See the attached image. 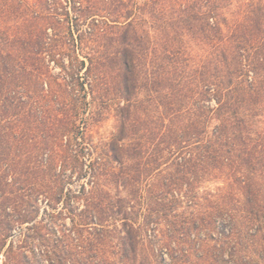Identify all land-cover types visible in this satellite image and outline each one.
<instances>
[{
  "label": "trees",
  "instance_id": "1",
  "mask_svg": "<svg viewBox=\"0 0 264 264\" xmlns=\"http://www.w3.org/2000/svg\"><path fill=\"white\" fill-rule=\"evenodd\" d=\"M40 203L71 229L33 222ZM0 206V253L17 229L47 264H105L118 221L137 264L141 225L178 206L171 264L207 243L264 264V0H0Z\"/></svg>",
  "mask_w": 264,
  "mask_h": 264
},
{
  "label": "rangeland",
  "instance_id": "2",
  "mask_svg": "<svg viewBox=\"0 0 264 264\" xmlns=\"http://www.w3.org/2000/svg\"><path fill=\"white\" fill-rule=\"evenodd\" d=\"M95 1V0H92ZM66 5V4H65ZM70 8V6H67ZM56 71L59 72V68L55 67ZM115 120L112 117V114L106 115L105 119L99 123L93 129V137L94 140L98 139H107L110 137V134L114 130ZM72 185L70 188L72 190H77L80 183L77 181L76 177L74 176L71 181ZM219 183H214L209 186V188H213L219 186ZM41 201V200H40ZM61 205V204H60ZM59 205V207H60ZM26 207V206H24ZM28 210L32 213V216H35L33 222H43L46 224L56 223L61 226H65L66 229H71V218L67 213H63L62 217L57 216L58 209L56 211H52L51 209H47L45 204L40 203V206H28ZM61 207L59 208V210ZM15 209L13 206L6 207V210L0 206V224L3 223H13L15 221ZM192 212L191 209H187L186 206H178L172 216H177L176 218L168 217V218H158L149 221L148 226H142V236L138 238V251H137V264H171V260L169 256L165 253H160L155 250H158L160 247V243L158 240V235L165 236L167 234H173V237H176L174 233L179 231L180 229L184 228V224L188 223L186 219V215ZM36 213V214H35ZM187 213V214H183ZM183 214V215H182ZM54 216V217H52ZM262 218H264V212L262 214ZM141 224L142 221H139ZM137 223L134 228L137 229L139 226ZM23 231L25 230V226L23 225ZM109 237L108 241L103 244L102 253L97 258L98 261L102 258L105 261V264H127L125 263L123 256L119 250L120 241L119 237L124 234L125 228L122 226L120 221L117 224L109 225ZM20 230H14V239L13 242L19 248H16L17 251L15 253L6 254L3 252L0 253V264H47L46 259L41 256V250L43 248L39 245H34L36 251L34 255L32 248V241L31 239H24V237L19 236ZM22 241L18 243L17 240ZM175 240V239H173ZM218 249V246H216ZM215 245L213 243H207L199 252H192L190 257L184 258L180 260L177 264H224L220 257H218V252H216ZM153 250V251H152ZM200 256V259L197 257ZM228 256L225 254L224 260L228 262ZM7 259V262H6ZM176 264V263H175Z\"/></svg>",
  "mask_w": 264,
  "mask_h": 264
}]
</instances>
